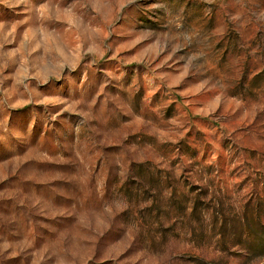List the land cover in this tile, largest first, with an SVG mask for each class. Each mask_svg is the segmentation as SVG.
<instances>
[{
	"label": "rangeland",
	"instance_id": "1",
	"mask_svg": "<svg viewBox=\"0 0 264 264\" xmlns=\"http://www.w3.org/2000/svg\"><path fill=\"white\" fill-rule=\"evenodd\" d=\"M0 264H264V0H0Z\"/></svg>",
	"mask_w": 264,
	"mask_h": 264
}]
</instances>
